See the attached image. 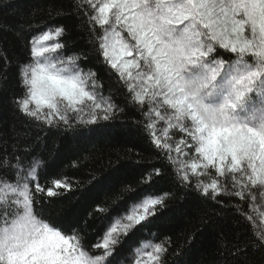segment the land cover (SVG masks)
Here are the masks:
<instances>
[{"label": "snow or ice", "instance_id": "6c2138e0", "mask_svg": "<svg viewBox=\"0 0 264 264\" xmlns=\"http://www.w3.org/2000/svg\"><path fill=\"white\" fill-rule=\"evenodd\" d=\"M73 5L89 42L115 70L116 94L123 89L125 107L140 115L137 124L178 183L221 207L233 201L242 219L254 221L245 208L264 207V0H73ZM65 34L58 26L32 37L28 61L17 65L24 94L14 102L41 129L88 138L124 108L114 96H103L94 71L83 70L85 53L64 55L67 45L58 38ZM10 68L7 54L0 56V91ZM45 167L34 149L0 140V264H116L123 238L146 228L149 216L167 206L148 200L90 245L76 228L46 214L45 200L57 196L54 188L73 185L61 179L52 181L54 188L41 185ZM162 167L153 166L149 183ZM115 180L114 173L91 176L102 186ZM218 248L227 257L223 264H264V227L235 237L230 246L222 234ZM170 254L182 252L168 238L147 257L168 264Z\"/></svg>", "mask_w": 264, "mask_h": 264}, {"label": "trees", "instance_id": "16d2710c", "mask_svg": "<svg viewBox=\"0 0 264 264\" xmlns=\"http://www.w3.org/2000/svg\"><path fill=\"white\" fill-rule=\"evenodd\" d=\"M58 26L66 29V34L58 38L67 45L64 55L85 53L88 59L81 63L83 70L94 71L103 96H114L115 102L124 108L88 138L55 128L41 129L14 102L24 94L17 83V65L28 61L29 42L33 36ZM5 54L11 68L8 85L0 91V140L21 150L34 149L47 162V167L40 169L41 185L54 188L55 179L73 185L71 190L54 188L57 196L45 200L46 214L66 228H76L94 245L102 240L114 220L146 197L166 202L167 206L158 210L155 217L149 216L151 223L144 222L146 228L134 229L123 238L117 248L116 264H132L142 243L156 244L168 238L172 247L182 252L179 257L170 254L168 264L176 259L183 264H223L227 257L218 248L222 234L230 246L235 237L247 236L263 227L251 207L246 206L245 210L256 219L249 222L233 210V201H226L221 207L194 188L178 183L137 124L140 115L131 106L125 107L123 89L116 94L119 83L115 70L89 42L87 27L77 15L73 0H0V56ZM154 165H163L162 174L153 176L149 183L146 177ZM113 173L116 180L112 185L91 181L93 174ZM98 208L106 212L101 214Z\"/></svg>", "mask_w": 264, "mask_h": 264}, {"label": "rangeland", "instance_id": "374dc122", "mask_svg": "<svg viewBox=\"0 0 264 264\" xmlns=\"http://www.w3.org/2000/svg\"><path fill=\"white\" fill-rule=\"evenodd\" d=\"M54 41H46L44 42L46 45H51L52 43H54ZM175 155V154H173ZM153 198H157V197H146L145 199H143L142 201H140L139 203H136L135 205H133L130 209V211L122 216V217H126L128 214L132 213V212H136V211H141L142 210V205L144 203H147L148 200L150 199H153ZM160 199V198H158ZM253 212L255 213V215L257 216L258 220L260 221L261 225L264 227V221H262L260 219V213L261 212H264V207H261L259 204H256V209L254 210L253 209ZM119 219V218H118ZM117 220V219H116ZM115 222V220H114ZM113 222V223H114ZM126 222V221H125ZM155 244L154 243H150V242H145V243H142V245L135 251V254H134V260L136 259H140L141 260V264H153L152 261L148 260V257H147V252L149 251H152V248ZM133 264V263H132Z\"/></svg>", "mask_w": 264, "mask_h": 264}]
</instances>
